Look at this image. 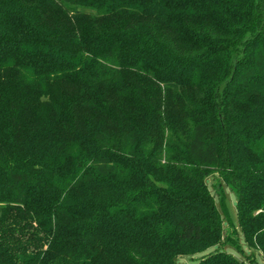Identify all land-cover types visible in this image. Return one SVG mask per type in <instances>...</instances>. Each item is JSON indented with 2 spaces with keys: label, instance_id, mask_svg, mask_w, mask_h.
Listing matches in <instances>:
<instances>
[{
  "label": "trees",
  "instance_id": "16d2710c",
  "mask_svg": "<svg viewBox=\"0 0 264 264\" xmlns=\"http://www.w3.org/2000/svg\"><path fill=\"white\" fill-rule=\"evenodd\" d=\"M210 174L264 261V0H0V264H244Z\"/></svg>",
  "mask_w": 264,
  "mask_h": 264
},
{
  "label": "rangeland",
  "instance_id": "374dc122",
  "mask_svg": "<svg viewBox=\"0 0 264 264\" xmlns=\"http://www.w3.org/2000/svg\"><path fill=\"white\" fill-rule=\"evenodd\" d=\"M205 182L208 190L215 198L216 206L224 221L223 224L224 236L229 235L230 233H232V231L234 232L238 231L239 233L238 245L240 248L238 250H235L234 248L228 245H221L220 249L232 255L239 261H242L244 264H264V261L262 260L258 252L255 251L254 249L249 248L247 245L243 243L241 233L237 228L235 193H233L231 188L223 182V180L218 174L208 175L205 179ZM220 198L224 201L225 209H226L225 213H223L224 210H222V208L220 207V201H219ZM233 237L235 236L233 235ZM197 249L198 248H194V251H197ZM215 250L216 248H211L203 253L184 256L179 258L178 261L180 263L195 261L205 256L206 254L213 253Z\"/></svg>",
  "mask_w": 264,
  "mask_h": 264
}]
</instances>
